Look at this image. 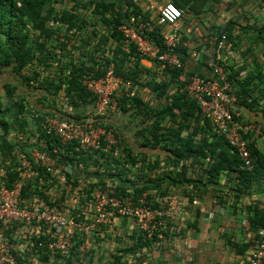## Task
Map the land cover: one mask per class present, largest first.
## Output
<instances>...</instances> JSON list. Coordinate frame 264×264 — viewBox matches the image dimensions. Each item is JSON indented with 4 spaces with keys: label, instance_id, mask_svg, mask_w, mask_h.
I'll return each mask as SVG.
<instances>
[{
    "label": "trees",
    "instance_id": "1",
    "mask_svg": "<svg viewBox=\"0 0 264 264\" xmlns=\"http://www.w3.org/2000/svg\"><path fill=\"white\" fill-rule=\"evenodd\" d=\"M171 2L181 11V18L185 13H200L206 3L205 0ZM122 6L127 9L123 15ZM122 6L119 0H0V188L11 189L17 181L21 183V206L55 207L77 224L73 247L66 258L38 247L39 242L47 241L52 236V231L42 224H32L26 237L21 239H15L8 232L7 238L13 245L11 252L20 263L93 264L90 258L92 253L88 252L84 241L86 234H97L115 220H130L115 217L89 231L88 225L96 214L92 193L97 189L107 190L106 183L87 184L72 173H68L66 181L60 183L55 176L41 167L32 166L29 170H24L19 165L15 150L27 153L36 147L37 150L56 158L59 164L69 166L75 161L86 167V170L89 169V161L94 162L98 168H104V176L111 182L112 192L109 194L123 200L129 198L136 201L149 190H155L161 197H167L170 186L186 189L188 183L192 182L188 173L196 168L203 169L208 179L222 174L232 175L236 182V198L244 191L251 190L254 184L260 186L256 192H264V151L257 148L253 141H249L254 133L243 134L253 159V168L246 171L240 168V159L224 137L215 132L211 120L202 115L195 101L183 90L191 74H187L184 69H170L156 59H150L155 65L161 66L164 79L157 80L156 76L150 75V70L141 66L140 60L143 57L133 44H127V37L119 29L128 25L123 20H132L133 30L155 44L159 51L165 47V39L157 28L150 32L139 30V23L145 24L147 19L137 21L140 12L131 1L123 0ZM157 22L158 14L156 24L165 26ZM232 25L233 22H227L218 28L217 36L226 33L230 41ZM240 30L248 33L251 27ZM254 37L255 41L264 44L261 31H256ZM175 51H178L177 48ZM214 60L226 73L235 97L234 104L250 110L259 107L264 120L262 91L260 99L252 98L253 90L246 83L247 79L242 83L237 78L239 72L232 66H225L219 57ZM110 65L114 66L115 75L127 85L122 90L128 91L129 95L133 94L118 99L119 109L131 112V116L143 117L145 121L141 124L151 122L138 132L143 138L142 145L158 148L165 163L171 165V168L166 167L161 175L152 178L151 174L160 167V155L156 154L152 160L147 154L134 153L132 149L126 148L115 154L113 149L107 151L105 145L103 149L83 151L78 143L63 145L58 138L45 135L41 130L30 134L36 139L33 146L26 143L29 137L14 142L8 140L12 132V119H24L30 108L63 120L84 121L63 112L62 107L94 105L95 99L83 81L88 77H102ZM136 87L148 89L160 103L153 106L144 102L138 90H135ZM233 105L234 119L243 126L250 124L238 119ZM145 114L148 118L144 117ZM97 118L99 117L94 118L96 125L100 124ZM103 127L109 129L104 125ZM260 129L264 133V128ZM185 130L188 132L186 135L183 134ZM39 143L46 147L39 146ZM131 169L134 171L133 179L129 180L125 176ZM73 189L79 191L74 194ZM67 191L75 195L72 200L74 204H67ZM185 195L187 197L188 192ZM146 199L152 204V208L158 207L157 202L152 201L153 195L147 194ZM218 204L224 205L221 199ZM246 214L250 228L256 231L264 228V209L249 205L246 207ZM167 220H160L158 228L151 236L132 225L133 235L129 237L132 243L119 249L111 264H126L123 259L127 254L134 256L144 250L149 252L158 247L163 239H169L171 234L163 229ZM17 247H21L23 251L19 252Z\"/></svg>",
    "mask_w": 264,
    "mask_h": 264
},
{
    "label": "crops",
    "instance_id": "2",
    "mask_svg": "<svg viewBox=\"0 0 264 264\" xmlns=\"http://www.w3.org/2000/svg\"><path fill=\"white\" fill-rule=\"evenodd\" d=\"M129 1L136 5L137 10L140 12L137 21L140 22L143 18L147 19V24L139 23L140 31L144 30L147 32L146 26L152 25L153 29L157 28L160 30V35H163V38L164 35L171 33L173 27H169V25L158 26L156 18L159 8L164 3L172 0ZM205 1L206 3L200 13H185L174 26L179 33L176 48L178 55H181L180 59L183 62L185 72L206 79L217 80L209 63L214 56H218L225 66H232L235 71L239 72L237 78L242 80V83L247 79L246 83H249L253 90L251 92L252 98L260 99V91L264 94V44L261 41H255L254 36L256 31H261L262 37H264V0ZM119 3L122 6L123 0H119ZM121 9V15H123L127 9L125 6H122ZM123 22L128 24L126 26L128 30L134 29L132 20L127 21V19H124ZM227 22H233L230 33L231 48L220 53L216 47V40L218 39L216 31ZM244 27H251V30L248 33L240 30ZM109 46H111L110 43ZM140 64L143 68L150 70V75L156 76L157 80L164 79L161 66L155 65L149 58H141ZM126 86V83H124V89H126ZM135 90H138L141 99L144 102H149V105L155 106L160 103L158 99H155L150 94L148 89L136 87ZM128 93V91L123 90L122 96L124 97H119L118 99L129 97L127 96ZM262 98L264 99V97ZM263 102L262 100L261 103ZM259 110V107L250 110L239 106V104L233 105V111L241 122L245 123L246 121V123H250L249 125L255 126L254 128H264V120H262ZM62 111L76 118H82L85 121L94 122V118L99 117L97 119L102 125H98L104 129L105 134L102 136V142L107 151L113 149L114 153L118 154L124 148L132 149L134 153L147 154L149 159L152 160L156 154L160 155L158 156L161 161L160 167L151 174L152 178L161 175L166 167L171 168V165L165 163L158 148L152 149L142 145L143 138L138 132L145 125L151 123L146 121L141 124L145 121V119H142L143 117L131 116V112H124L119 109V106L114 111L101 115L96 113L92 104H80L73 108L63 106ZM45 115L43 112L30 108L24 119L20 121L12 119V132L8 140L14 142L29 137L30 139L26 143L33 146L36 143V139L30 134L38 133L41 130L42 118ZM144 117L148 118V115L145 114ZM103 125L109 127V129H106ZM256 132L255 129L253 136H251L252 140L249 139V141L251 143L254 142L257 148L264 151V133L260 131L257 134ZM187 133L186 130L183 132L184 135ZM148 138L150 137L148 136ZM39 146L46 147L42 143H39ZM89 162L87 165L89 169L87 170L85 169L86 167L82 166V164H77L75 161L67 167L72 174L78 176L81 180H85L87 184L105 182L107 190L102 191L112 192L110 189L112 187L111 182L104 176V168H98L94 162ZM96 170L99 172L95 173ZM133 173L134 171L131 169L130 172L126 173L125 178L133 179ZM188 176L192 182L188 183L186 189L183 187L176 189L171 186L168 189V194H172L174 198L181 202L180 190H183L185 194L188 192V198L185 195L188 199V206L185 205L186 210H188V221L186 223L188 235H175L173 225H164L163 229L171 234L169 239H163L158 247H154L149 252L144 250L134 256L127 254L123 262L126 264H158L160 262L159 259H151L155 254V256H160L161 260L165 261V264L248 263L254 248L256 230L252 227L250 228V225L248 227L247 224L243 226L242 222L248 221L247 206L253 205L259 209H264V192L261 190L256 192L260 186L254 184L251 190L244 191L242 195L236 198L234 191L236 182L233 180L232 175L226 176L222 174L213 179H208L203 169L196 168L190 170ZM163 187L167 186L163 185ZM73 190L74 194L79 191L78 189ZM67 192L68 195L65 198L67 204H74L72 200L75 195L71 194V191ZM144 194L153 195V200L160 196L155 190H149ZM220 199L224 203L223 206L218 204ZM212 204L217 209L210 210ZM210 214L213 215L211 218H209ZM127 224V220L119 219L113 221L108 227L100 229L97 234H86L84 241L88 252L92 253L90 258H92L93 264H111L113 257L118 254L117 251L132 243L129 237L133 235V226L131 222L130 226H127ZM186 242H188V253L190 252V254L187 260L183 262L181 259L183 256L181 244ZM246 246L249 247L244 249ZM153 261L155 263H152Z\"/></svg>",
    "mask_w": 264,
    "mask_h": 264
},
{
    "label": "built area",
    "instance_id": "3",
    "mask_svg": "<svg viewBox=\"0 0 264 264\" xmlns=\"http://www.w3.org/2000/svg\"><path fill=\"white\" fill-rule=\"evenodd\" d=\"M137 2L138 0H132ZM181 18V11L171 2L164 3L158 10V24L172 26L170 34L164 35L162 51L140 36L134 30H128L125 26L119 29L127 37V44H133L136 51L143 57L156 59L170 69H184L180 56L175 51L178 43V30L176 22ZM148 32L153 30L152 25H147ZM217 50L221 53L231 48L226 33H221L216 40ZM218 58V56H216ZM215 57V58H216ZM213 58L209 65L217 80L206 79L198 75H191L185 83L183 90L195 101L203 116L210 119L215 132L223 136L229 147L241 161L240 168L249 171L253 168V159L247 148L245 132L260 133V128L245 124L243 126L232 115V103L235 101L232 95V87L227 81V76L222 67ZM86 89L93 95L94 108L97 114L114 111L118 106V98L123 95L124 83L115 75L114 66L110 65L100 78H86L83 81ZM128 94L127 96H132ZM41 131L48 136L58 138L63 145L76 142L83 151L103 149L102 136L104 129L93 121H69L58 116L45 115L42 118ZM55 153V151H53ZM15 156L19 165L24 170L32 166L45 169L60 183L66 181V175L71 173L64 164H59L57 159L37 149L27 153L15 150ZM21 183L15 182L11 189L0 188V264H25L20 263L11 250L13 245L7 238L9 232L15 239L25 238L28 228L35 223L42 224L52 231V236L47 241L39 242L38 247L47 251L56 252L66 258L73 247V239L77 224L74 219L68 217L55 207H23L20 205ZM96 214L88 225L92 231L99 225L108 223L115 217L129 219L133 226L151 236L158 228L160 220L169 219L172 215L171 203L165 198L158 199V207L152 208V204L143 194L138 200H123L106 191L96 190L92 193ZM213 215L210 214L209 218ZM249 227V222L243 221L242 225ZM22 252V248H17ZM248 264H264V228L255 232L254 248L248 259Z\"/></svg>",
    "mask_w": 264,
    "mask_h": 264
},
{
    "label": "rangeland",
    "instance_id": "4",
    "mask_svg": "<svg viewBox=\"0 0 264 264\" xmlns=\"http://www.w3.org/2000/svg\"><path fill=\"white\" fill-rule=\"evenodd\" d=\"M181 193V200H177V198H174L172 194H169V196L165 197L170 203H171V209H172V215L171 217L165 221L164 225H173V229L175 230V235H188V228L186 227V223L188 221V210H186V206H188V199L185 197V193L183 192V190H180ZM161 198V196H158L155 200L152 201H158V199ZM214 205H211V209L210 210H215L217 209V207H213ZM130 222L128 221L127 226H130ZM169 222V223H168ZM132 224V223H131ZM133 225V224H132ZM174 225L176 226L174 228ZM135 228V226H134ZM163 249V248H162ZM181 250L183 252V256L181 257V259L183 260V262H185L190 254V252L188 253V242H186L185 244H181ZM165 254V252H164ZM154 258L159 259L160 262L158 264H165V261L161 260L162 258L160 256H152L151 259L153 260ZM152 263H155L154 261Z\"/></svg>",
    "mask_w": 264,
    "mask_h": 264
}]
</instances>
